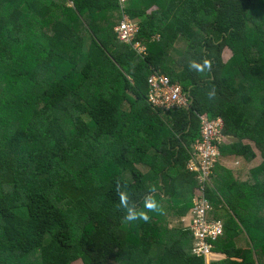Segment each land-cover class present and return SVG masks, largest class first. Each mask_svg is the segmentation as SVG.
Returning <instances> with one entry per match:
<instances>
[{
  "label": "trees",
  "instance_id": "1",
  "mask_svg": "<svg viewBox=\"0 0 264 264\" xmlns=\"http://www.w3.org/2000/svg\"><path fill=\"white\" fill-rule=\"evenodd\" d=\"M124 14L145 54L116 37ZM154 71L187 108L149 106ZM201 117L222 119L234 154L254 157L248 139L261 156L244 181L203 183L225 256L208 262L180 220ZM78 260L264 264V0H0V264Z\"/></svg>",
  "mask_w": 264,
  "mask_h": 264
},
{
  "label": "built area",
  "instance_id": "2",
  "mask_svg": "<svg viewBox=\"0 0 264 264\" xmlns=\"http://www.w3.org/2000/svg\"><path fill=\"white\" fill-rule=\"evenodd\" d=\"M126 0H119L121 5ZM138 31L136 23L123 15L120 22L114 27L116 37L132 46L139 54H145V47L138 41L132 42ZM147 98L149 106L157 112H168L179 108H187L189 100L183 93L181 85L172 82L167 76L154 71L147 78ZM223 121L220 117H201L199 124V139H197L189 152L186 161V170L195 175L199 188L195 190L193 208L188 219L183 221L190 228L194 239L193 255L203 258L208 262L212 256V241L223 232L222 223L219 220H208L205 214L211 206L204 196L203 183L208 182L212 168L220 158V147L225 137L222 134Z\"/></svg>",
  "mask_w": 264,
  "mask_h": 264
},
{
  "label": "crops",
  "instance_id": "3",
  "mask_svg": "<svg viewBox=\"0 0 264 264\" xmlns=\"http://www.w3.org/2000/svg\"><path fill=\"white\" fill-rule=\"evenodd\" d=\"M224 137H225V140L221 144L222 150L220 153L219 161L216 165L217 167H215V169H213V172H212L211 177H210V185H212L211 180H214V179L217 180L218 179L217 181H213V182L215 183V182L220 181L219 185L222 187H223L222 183L223 182L226 183V181H227L226 180L227 176L225 175V172L223 170L232 172L234 178L237 179V181L238 180L244 181V180L248 179L247 177H248L249 171L261 163L260 153L254 147V145L251 141H249L248 139L240 140V144L248 145L254 154V157L252 159L246 160L243 156L234 154V152H233L232 145L237 143L238 139L234 136H231V135H224ZM188 217H189V212L185 216L181 217L180 220L184 219V221H186L185 219H188ZM235 245L241 247V246L245 245V242L243 240L240 241V240L235 239ZM224 257L225 256L223 253L215 252V253H213V256L211 259L214 261H217L219 259H223Z\"/></svg>",
  "mask_w": 264,
  "mask_h": 264
},
{
  "label": "rangeland",
  "instance_id": "4",
  "mask_svg": "<svg viewBox=\"0 0 264 264\" xmlns=\"http://www.w3.org/2000/svg\"><path fill=\"white\" fill-rule=\"evenodd\" d=\"M181 48H183V43L181 41L177 42L174 46V50H172V52L170 53V56L172 59L176 58V56H177L176 51L180 50ZM230 56H231L230 51L227 48H225L222 52L223 61H227L230 58ZM224 211H225V208H223L222 213ZM172 224H174V223H172ZM240 235H242V234H240ZM72 264H82V263L78 260V261L73 262Z\"/></svg>",
  "mask_w": 264,
  "mask_h": 264
},
{
  "label": "clouds",
  "instance_id": "5",
  "mask_svg": "<svg viewBox=\"0 0 264 264\" xmlns=\"http://www.w3.org/2000/svg\"><path fill=\"white\" fill-rule=\"evenodd\" d=\"M205 63H207V62H205ZM196 67H199V66L197 65ZM128 219H130V220H131V219H134V216L129 215V216H128ZM145 219H146V217H145ZM212 253H214V252H212Z\"/></svg>",
  "mask_w": 264,
  "mask_h": 264
}]
</instances>
